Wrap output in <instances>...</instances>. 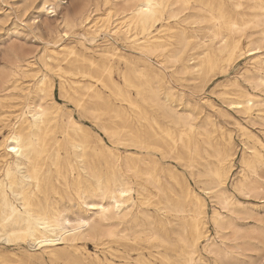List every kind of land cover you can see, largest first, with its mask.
Listing matches in <instances>:
<instances>
[{
    "label": "bare ground",
    "instance_id": "6f19581e",
    "mask_svg": "<svg viewBox=\"0 0 264 264\" xmlns=\"http://www.w3.org/2000/svg\"><path fill=\"white\" fill-rule=\"evenodd\" d=\"M62 3L66 2L27 0L26 7L35 9L37 17L54 16L52 12ZM101 5L108 8V14L96 24L93 17ZM31 19L29 24L36 30L37 21ZM71 33L82 49L89 51L99 45L100 63L87 52L65 46L63 42ZM48 37L53 47L47 55L36 57L37 49L29 45L27 50L11 47L2 54L5 61L0 60V103L14 98L18 107L13 118L0 125V244L24 243L32 251L41 249L51 260L62 259L64 264H204L199 253L204 242L202 249L213 264H232L234 249L247 243L245 236L250 230L246 232L236 219L248 216L247 211L258 216L259 205L239 209L242 202L226 186L234 146L223 149L217 145L212 154L208 152L212 146L207 136L209 117L194 122L197 116L190 108L199 101L181 95L175 99L166 69L181 60L173 73L193 72V78H201L193 93L204 100V87L212 77L225 74L233 63L248 57L249 66L241 72L243 80L264 93V0H103L101 4L77 0L72 12H64L57 26L48 29ZM120 40L123 47L119 48ZM65 47L75 55L60 59ZM188 49L192 53L181 59ZM114 59L127 69L117 70L125 90L111 76L109 63ZM37 61L55 72L60 90L68 83L74 93L80 86L82 95L87 94L92 85L83 78H94L108 89V97L112 94L129 105L138 126L102 124L101 115L107 110L99 105L104 93L96 88L87 94V100L74 98L78 112L98 125L108 142L93 136L53 98L54 84L49 74L35 66ZM62 61L74 69H63ZM93 68L106 72V79L92 75ZM28 74L38 77L31 83L21 80ZM164 84L167 89L162 92ZM132 88L134 96L129 91ZM238 93L241 99L229 100L228 108L251 124L264 126V97L258 92ZM253 107L258 120L251 115ZM112 112L125 117L123 107ZM158 117L181 126L180 134L174 137L164 128L159 136ZM236 124L243 136L264 148L257 133ZM261 131L264 134L262 127ZM125 132L131 136L122 137ZM194 135L204 136L203 144ZM164 136L170 137L171 146ZM175 143L191 155L174 154ZM260 155L257 150L252 159L243 154L241 163L249 175H240L238 190L264 202V183L255 166ZM210 156L215 162L208 161ZM172 160L193 168L200 178L207 177L203 192L214 203L210 221L215 239L206 233L204 199L188 187V179L185 181ZM87 242L94 244L95 252L85 249Z\"/></svg>",
    "mask_w": 264,
    "mask_h": 264
},
{
    "label": "rangeland",
    "instance_id": "374dc122",
    "mask_svg": "<svg viewBox=\"0 0 264 264\" xmlns=\"http://www.w3.org/2000/svg\"><path fill=\"white\" fill-rule=\"evenodd\" d=\"M64 1L66 3L60 4V6H58L56 8V13L52 12L55 14L54 16L52 14H48L47 16H46V14H42L41 16L37 17V13L35 12L36 11L35 9L26 7L27 0H0V60L5 59V58H2V54L4 51L10 49L11 47H21L22 49L27 50L29 45H32L35 48V50L37 49L35 51L36 57H39V55H41V53L43 56L47 55L48 51H49L48 49L53 47V45H51L48 42L49 41L48 29L53 27V26L54 27L57 26V24L61 21V15L66 11L72 12L74 7H75V4L77 3V0H64ZM98 2H100V4H101V2H103V0H98ZM107 14H108V8L101 5L100 8L95 13V16L93 17L94 22H96V24H100L106 18ZM33 17H35L34 20L37 21V22H35L37 27H38L36 30L32 29V27L29 24L30 20H32L31 18H33ZM63 43L65 44L66 47H70V46L73 47L74 49H76V51H79L78 53H86L87 52L86 55L92 56L95 61L100 63L101 60H99L100 59V57H99V53H100L99 48L100 47H98L99 45L92 47L91 49H89V51L82 49L81 46L74 40V34H72V33L69 34V38L67 40H65ZM122 43H123V41L120 40L119 42H117L116 46L119 48L123 47ZM66 47L64 48L63 52L59 55L60 59H62L64 56L70 57V56L75 55L72 53H67ZM186 51H185L186 53L183 54L181 59L186 58L187 55L192 53L191 49H188ZM120 52H122V50H120ZM122 53H124V52H122ZM3 61H5V60H2V62ZM58 61H61V60H58ZM180 61L178 63H175L172 67L166 69L168 79L170 80V82H172L171 86H173V88H174L173 89L174 90L173 92L175 95L174 98L177 99L181 95L180 97L182 99L189 98L191 101H193V100H196L197 102L199 101V105L192 107L190 109L193 112V114L196 113L197 117L195 116L196 119H194V122H196V123H200V122L204 121V118L206 116L209 117L210 122H209V124H207V127H208L207 136H208V139L210 140V142L212 144V146L208 147V152L210 154L213 153V147H215L217 145H219L223 149L224 148L232 149V147L234 146L233 150H230V151L232 153H235V151H236V153L233 154V158H232L233 167L231 169L230 176L226 182V186H227L228 191L230 193H232L236 199H239V201L242 202L241 205H243V207L240 205L239 207H241V208H239V209L243 210V208H249V206L251 204L259 205V208H258L259 213L258 214L261 215L260 218H258L259 215L258 216L257 215H255V216L249 215V214H251V212L247 211V213H249L248 216L246 215L244 217L238 218L240 220L236 219V222L239 223L240 226L243 227V229H245L246 232H247L248 228L250 230H248L249 232H247L248 237L245 236V240L247 243L244 244L242 246V248H240L239 250L234 249L236 257L232 260V264H264V202H259L253 196H252L253 197L252 198L251 195L246 194V192L243 193L244 191L240 192L238 190V186H239L238 182L240 183V180L242 179V176H240V175H243V173L245 174L247 172L241 163V158L244 154L245 156L252 159L254 150H257L260 152V154H262V155H260V160L256 161L255 166H256L257 171L260 173V175L262 177L261 183H264V180H263L264 179V172H262V170H264V166H263L264 165V148H262L256 142H254L253 138H251L250 136H248V135L243 136V134L241 132H239L241 130L239 129L238 124H236V123H241L244 126H246L248 129L252 130L255 134L257 133L256 135L263 142H264V134L261 131V127L264 130V126H260L257 123L251 124L250 121H247L246 119H244L234 109H229L228 108L229 106L227 105V102L229 100L230 101H237V100L241 99L238 92L243 91V90L248 91L250 93H253L255 95L258 92L257 95L260 97H264V93L260 92L258 90H253L249 86V84L243 80L242 73L244 72V68L247 67V65L249 66V60H248V57H242L240 60L233 63V65L228 69V71L225 74H222V75L217 74L214 77H212L213 79L211 78L208 81L210 83H208V82L206 83L204 90H203V96L205 97V99L200 100L199 97L196 94H194L195 93L194 91H196L195 90L196 88L194 86L198 85L201 78L200 79L193 78V76H194V75L192 76V74H194L193 72L188 74V75L184 74V75H176V76L173 73V71L175 69H177L178 66L180 65ZM53 63H54V61H52V64ZM110 63H109V65H111V68H112L111 76H112L113 80L116 81V83L119 86H122V88L124 90L127 89V86L125 85V83L123 81V77L120 75L121 70H122V72H125V70H127V69L124 68L122 63L118 64L116 59H114V61L110 60ZM60 64H62L61 66L63 69H74V67H75L73 65H70L66 61H62V62H60ZM35 66H37V68L40 69V71L49 74V77L54 84L53 98L57 102L60 103V105L63 107V109L66 112H71L72 115L78 121L82 122L89 129V131L92 133L93 136H100L106 142H108L107 137L102 133V131L98 127V125L91 123L88 118H86L82 113L78 112V110L74 104V98H84L85 100H87L88 95H91L92 91L93 90L95 91L96 88H97L96 90L99 91V93L101 91H103L104 96H102L103 94L101 92V98L98 99V102H99V105L101 107H103V108H105V110H107L106 113H103L101 115V121L100 122L102 124H110V125L113 124V125L117 126L119 123L120 124L122 123L121 125L127 123V125H129L130 127L133 124H134V126L137 125V120L134 116V113L132 112V109L129 107V105H127L124 101H122L121 100L122 98L119 99L118 97H116L112 94L109 96L110 97L109 98L108 97V94H109L108 89L103 87L100 84V82L95 81L94 78H90V77L88 78V76L83 78L85 82L91 83L92 89L87 93L88 95L86 93L84 95H82L83 91H82V88L80 86L75 87L77 90V93H74L73 89H71V84H68V83H65L64 90H60L58 87L59 86V79L56 76L55 72H53V71L50 72L49 71L50 69H45L44 67L41 66V64L38 61H37ZM53 66H55V65H53ZM117 70L120 73L117 72ZM40 73H38V75ZM91 73H92V75H95V76H101V77H103V79H106V77H107L106 72L105 73H104V71L100 72V70L98 71L96 68L91 69ZM38 75L36 77H38ZM78 76L79 75H77L76 77L78 79H80V77H78ZM179 76H181V77H179ZM36 77L34 78L33 76H31V74H28V76L22 77L21 80H24V81L31 83V82H33L34 79H37ZM76 77H74V78H76ZM233 78L236 79L237 84L233 83V80H234ZM231 81L233 84H231ZM183 82H184V84H183ZM96 84H98V85H96ZM238 86H240L241 88ZM58 89L60 91H58ZM166 89H167V87L164 84L162 87V92H165ZM129 91H130V94H132L133 96L135 95V91L133 88L129 89ZM64 92H65V94H64ZM161 95H163V93ZM85 96H86V98H85ZM71 97H73V99ZM107 98H109V100ZM205 100H207V101H205ZM12 101L17 102L16 99L11 98V99L5 100L2 103H0V120H1L0 125H3L6 121H9L10 119H12L14 113L18 111V107L16 106V104H13ZM12 105H14V106H12ZM116 107H118V108L123 107L124 112L127 110L125 112V117L123 119L118 118V116H115L114 113L112 112V109L113 108L116 109ZM215 107H217V108H215ZM253 108L254 109L251 110V115L255 119L258 120V118L256 116V113H257L256 107H253ZM195 109L197 112H194ZM216 110H218L219 112L218 111L216 112ZM220 113H222L223 116L220 115ZM106 115H108V116H106ZM105 116H106V118H105ZM213 117H215V118H213ZM124 119H125V121H124ZM159 119H160V121H159ZM119 120H120V122H119ZM211 120H213V121H211ZM1 122H3V123H1ZM158 122H159V125L156 127H157V131L159 133V136H161V137L163 136L161 129H164V128L170 129L172 131V136H174V137L175 136L177 137L180 134V131L182 129L181 126L175 125L173 123L170 124L163 117H158ZM217 122H218V124H217ZM219 123L221 126L219 125ZM255 125H257V126H255ZM176 126H177V128H176ZM213 126L215 128L214 130L217 132H215L213 130ZM249 127H252V128H249ZM209 129H211L214 133H212V131ZM222 129H223V132H222ZM208 132L214 136H212V135L210 136ZM223 135H225V136H223ZM130 136L131 135L129 132H125L122 134V137H124V138H128ZM194 137L197 138L198 136L194 135ZM223 137H225L224 141H223ZM169 138L165 137V141L167 143L169 142L168 145L171 146L173 144V142ZM202 138H204V136ZM202 138H201V136H199L197 138V140L199 139V141H200L199 144L200 143L203 144L201 142ZM241 140H243V141H241ZM170 143H171V145H170ZM175 144H176L175 150L177 153L174 151V154L179 155V153H180L181 156H184L186 154V157L184 156L185 158H187L188 156L191 155V153L189 151H187L185 148H183V150H180L182 147L180 146L179 143H175ZM245 144L248 146H246ZM248 148H250V149H248ZM208 161L215 162V158L213 156H210V157H208ZM172 164H174L175 168L178 169L180 172L182 171L181 173L184 176L185 181L188 179V181L186 182L188 184V187H190L191 190H194L196 193H198L204 199V202L206 203L205 204L206 205V207H205V220H206L205 229H206V233L210 238L215 239L216 238L215 237V229H214V227L210 221V216L212 213V206L214 205V203L203 192V189L205 187L204 181L207 179V177H205V176H204V178H203V176H201V178H200V176L198 177L195 173L192 172V170H194L193 168L189 169V167L183 166L180 163V161L175 160V161H173ZM183 173H185V174H183ZM246 174L249 175L248 173H246ZM237 178H239V179H237ZM201 184H203V185H201ZM198 185H199V187H198ZM247 196H250V197H247ZM245 201L248 204H246ZM247 217H249V218H247ZM255 219L257 220V222ZM260 222H261V224H259ZM252 225L255 228H252L251 227ZM256 227H257V229H256ZM258 228L262 229V231ZM212 235H214V236H212ZM256 239H258V240H256ZM229 241H232L231 242L232 244L236 243L235 240H229ZM256 241H257V243H256ZM227 242H228V240H227ZM203 243L204 242H202L200 244V251H203V252H199L200 257L203 260L204 264H213V260L211 259V257L206 252H204V250L202 249ZM85 245H86L85 249L87 251H89L91 253L96 251L94 249L93 243L87 242ZM58 246H61V245H58ZM245 248H248V249H245ZM247 250H249V251H247ZM6 253L8 256L6 255ZM11 254H13V255L16 254V255L13 256ZM3 262H4V264H64L62 259L51 260V258L46 253L42 252L41 249L32 251L24 243H20L17 245L16 244H13V245L0 244V264H3ZM217 264H225V263L224 262H218Z\"/></svg>",
    "mask_w": 264,
    "mask_h": 264
}]
</instances>
